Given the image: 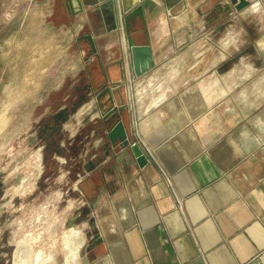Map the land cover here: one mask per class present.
I'll list each match as a JSON object with an SVG mask.
<instances>
[{"label": "crops", "instance_id": "crops-1", "mask_svg": "<svg viewBox=\"0 0 264 264\" xmlns=\"http://www.w3.org/2000/svg\"><path fill=\"white\" fill-rule=\"evenodd\" d=\"M249 1L239 11L228 0H148L117 28L107 0H80L78 14L37 1L58 33L59 53L43 54L60 55L39 66L54 89H73L61 101L88 87L74 117L100 126L78 153L74 190L89 208L79 264H264V0ZM128 32L150 48L140 76ZM113 107L128 148L104 132Z\"/></svg>", "mask_w": 264, "mask_h": 264}, {"label": "rangeland", "instance_id": "rangeland-1", "mask_svg": "<svg viewBox=\"0 0 264 264\" xmlns=\"http://www.w3.org/2000/svg\"><path fill=\"white\" fill-rule=\"evenodd\" d=\"M37 1L0 0V119L7 118L0 128V264H37L39 252L66 264L65 239L74 231L87 238L89 208L74 190L78 160L46 153L39 136V124L69 88L54 89L47 67L39 66L60 55L43 54L56 50L49 38L58 33L45 28ZM93 123L71 119L65 133Z\"/></svg>", "mask_w": 264, "mask_h": 264}, {"label": "water", "instance_id": "water-1", "mask_svg": "<svg viewBox=\"0 0 264 264\" xmlns=\"http://www.w3.org/2000/svg\"><path fill=\"white\" fill-rule=\"evenodd\" d=\"M66 5L72 14H78L83 11L82 4L80 0H65ZM148 0H107L108 4L112 6L110 14L115 18V28L118 27V16L123 15L124 22H128L129 19L134 17L135 14L142 11ZM229 3L226 6L230 10L234 6L237 10H242L250 5L249 0H228ZM120 20V19H119ZM86 40L89 41L92 51L96 52L95 42L91 36H84ZM128 46L130 48V53L132 57V63L134 68V74L140 76L149 67H152L153 62L150 57V48L148 46H137L134 41L130 38L128 32ZM146 56V58L144 57ZM122 64V62L120 63ZM110 89L106 88L97 97L99 101V108L104 109L106 105L100 103V97L106 93L110 95ZM112 97H109L108 102L112 103ZM117 119V120H116ZM104 132L108 137L109 143L112 147L118 146L120 148L130 147L129 138L123 123L120 121V115L118 110L113 107L111 109H106L102 116ZM131 150L136 157V160L140 166H144L147 163V158L141 149V147L134 143L131 145Z\"/></svg>", "mask_w": 264, "mask_h": 264}, {"label": "flooded vegetation", "instance_id": "flooded-vegetation-1", "mask_svg": "<svg viewBox=\"0 0 264 264\" xmlns=\"http://www.w3.org/2000/svg\"><path fill=\"white\" fill-rule=\"evenodd\" d=\"M88 91V87L79 89L76 91V96L63 99L56 110L46 116L43 122L39 124V136L46 153H56L59 156L67 159L73 158L77 161L78 153L84 142H92L89 135L99 131V121L94 122L91 126L82 127V130L73 136L70 133L66 134L68 122L71 118L75 119L74 115L78 110L92 99V96L88 95Z\"/></svg>", "mask_w": 264, "mask_h": 264}, {"label": "bare ground", "instance_id": "bare-ground-1", "mask_svg": "<svg viewBox=\"0 0 264 264\" xmlns=\"http://www.w3.org/2000/svg\"><path fill=\"white\" fill-rule=\"evenodd\" d=\"M7 118L6 116H2V118L0 119V128L1 127H5V122H6ZM78 231H74L70 236L69 234L67 235V237H71L70 240L69 239H65L64 242V246L66 249V264H78V256H79V252H80V248L83 244V239L81 234L77 233ZM41 253L39 252V254L37 255L36 258V262L37 264H54L55 263V257L53 254H50L48 257L46 258H41ZM24 264H27L26 259H24L23 261Z\"/></svg>", "mask_w": 264, "mask_h": 264}]
</instances>
